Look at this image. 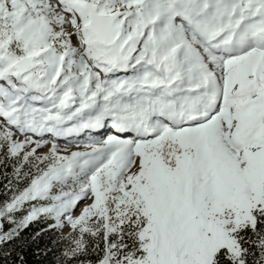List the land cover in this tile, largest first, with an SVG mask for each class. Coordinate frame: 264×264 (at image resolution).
Instances as JSON below:
<instances>
[{"label": "snow or ice", "instance_id": "6c2138e0", "mask_svg": "<svg viewBox=\"0 0 264 264\" xmlns=\"http://www.w3.org/2000/svg\"><path fill=\"white\" fill-rule=\"evenodd\" d=\"M0 165V264H264V0H0Z\"/></svg>", "mask_w": 264, "mask_h": 264}, {"label": "trees", "instance_id": "16d2710c", "mask_svg": "<svg viewBox=\"0 0 264 264\" xmlns=\"http://www.w3.org/2000/svg\"><path fill=\"white\" fill-rule=\"evenodd\" d=\"M7 171L9 174L11 173V167L7 168L4 165H0V200L7 199V192L5 189V184H7V180L4 179V173ZM47 228V223L43 220L39 222L32 223L29 228L26 230L25 235L31 236L35 232ZM61 235L59 231H47L45 232L40 239V247L41 248H49L51 251L46 256H35L32 253H29L28 259L29 264H55V260L59 254V249L63 246L62 243L59 242L58 238Z\"/></svg>", "mask_w": 264, "mask_h": 264}, {"label": "bare ground", "instance_id": "6f19581e", "mask_svg": "<svg viewBox=\"0 0 264 264\" xmlns=\"http://www.w3.org/2000/svg\"><path fill=\"white\" fill-rule=\"evenodd\" d=\"M60 145H62V148L65 146V142L64 141H61V144ZM69 150H74V146H73V148H70Z\"/></svg>", "mask_w": 264, "mask_h": 264}, {"label": "rangeland", "instance_id": "374dc122", "mask_svg": "<svg viewBox=\"0 0 264 264\" xmlns=\"http://www.w3.org/2000/svg\"><path fill=\"white\" fill-rule=\"evenodd\" d=\"M61 147H62V145H60ZM83 205H81V207H82ZM79 211V209H77V212ZM65 231H67V230H65Z\"/></svg>", "mask_w": 264, "mask_h": 264}]
</instances>
